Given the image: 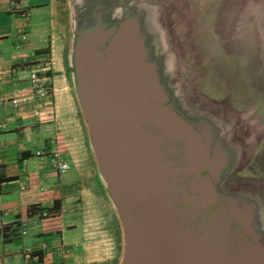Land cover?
<instances>
[{
	"label": "water",
	"instance_id": "95a60500",
	"mask_svg": "<svg viewBox=\"0 0 264 264\" xmlns=\"http://www.w3.org/2000/svg\"><path fill=\"white\" fill-rule=\"evenodd\" d=\"M104 5L73 34L70 71L104 191L124 226L121 264H264L254 212L215 190L223 158L179 118L137 44L132 16Z\"/></svg>",
	"mask_w": 264,
	"mask_h": 264
},
{
	"label": "crops",
	"instance_id": "0c3cea01",
	"mask_svg": "<svg viewBox=\"0 0 264 264\" xmlns=\"http://www.w3.org/2000/svg\"><path fill=\"white\" fill-rule=\"evenodd\" d=\"M8 1L0 0V95H18L22 102L17 108L0 104V264H87L82 226L76 213L65 212V171L55 170L50 154L56 149L66 160L65 151L55 148L53 138L59 123L74 115L68 83L69 40L73 32L66 26V19L71 22L72 18H84L89 5L97 3L104 5L107 17L113 16L118 3L125 4L133 13L140 4L154 5L158 19H163L164 3L173 4L168 12L179 13L181 5L187 10L186 0H15L26 10L24 18L9 13ZM65 4L69 11L64 15ZM183 13L179 16L184 17ZM191 13L187 15L188 34L194 20ZM206 29L216 39L223 35L230 40L235 37L239 42L236 54L242 78L237 91L238 112L221 111L219 115L223 114L221 119L230 127L235 122L242 126L245 133L240 136L243 143H239L243 145L244 156L253 157L250 162L254 159L264 164V147L258 141L260 132L257 137L246 115L255 113L250 105L264 114V0L226 1L223 11L211 24H206ZM18 34L23 40H19ZM214 43V50L229 52L222 44ZM189 49L196 51L192 44ZM193 58L186 60L196 66L192 85L206 76L202 61L196 55ZM18 60L27 61L33 68L38 62L44 64L39 77L49 88L45 99L31 98L27 73L18 68ZM207 61L215 68L213 59ZM216 83L214 92L218 96L227 94L221 91L225 79ZM193 88L198 92L194 85ZM208 101L212 108L217 105ZM212 120L213 125H220L218 116ZM243 170L249 171L250 167ZM21 181L25 184L22 191L17 187ZM54 202V215L42 216ZM24 249L31 252L28 260L22 256Z\"/></svg>",
	"mask_w": 264,
	"mask_h": 264
},
{
	"label": "rangeland",
	"instance_id": "374dc122",
	"mask_svg": "<svg viewBox=\"0 0 264 264\" xmlns=\"http://www.w3.org/2000/svg\"><path fill=\"white\" fill-rule=\"evenodd\" d=\"M226 1L230 0H186L185 6L188 11L183 8L184 5H181V11H179V13L185 11L184 17L172 10L168 12L170 8H173V4L164 3L162 5L166 7H163L166 11L162 14L163 19H158V12L153 6L140 4L139 9L133 13L125 4L118 3V7H114L112 13L117 19L107 17L105 12L102 25L104 29L115 28L124 20L123 16L136 17L133 21L139 36L137 44L146 51L147 61L155 65L156 79L166 102L171 105L179 118L187 121L197 131L206 133L211 141V149L224 160L214 185L217 194L234 198L253 210L254 230L264 246V164L260 160L254 162V159L250 162L253 157L247 154L244 156L243 145H240L243 143L240 136L245 133L242 126L235 122V125L230 127L227 121L224 122V118L221 119L223 114L219 115L221 111L238 112L237 91L242 78L241 63L236 54L239 42L234 39L235 37L230 40L228 36L223 35L216 39L209 35L207 29L205 30L206 24L208 22L211 24L212 20L223 11ZM97 4L89 5L87 9L90 10ZM141 6L144 11L141 10ZM176 6L180 7L178 4ZM68 11V4H65L64 15ZM189 11L192 12L191 16L194 20L191 32L188 34L186 24L189 21L187 16ZM146 18L154 22L150 29H146ZM76 19L72 18L71 22L66 19V26L73 32L72 37L68 35V38L70 37L68 83L74 102V115L72 119L66 118L59 123L54 135L55 139L53 138L55 148L65 151V162L68 166L65 171V212L76 213V219L82 226V242L85 246L87 264H121L124 250V226L105 194L103 183L98 175L95 159L88 143L87 130L75 97L70 71L73 34L77 31ZM214 42L222 44L223 48L229 49V52L225 54L221 50H218L219 52L217 49L214 50ZM191 44L196 51L189 49ZM165 47L175 53L174 56H167V62L169 64L177 62L180 68L174 78L165 75V56L158 54ZM195 55L199 62L202 61V72L206 74L203 81L193 84L199 93L195 91L191 82L196 73V66L186 62L187 59V61L194 60ZM208 58L214 60L215 68L209 66ZM222 78L226 83L221 84V91L225 90L227 94L218 96V92H214V89L217 80ZM177 92L179 95L176 94ZM214 95L216 97H213ZM208 100L217 105L212 108ZM254 106L248 107H252L251 110L255 113L246 115L257 137L259 130L261 137L258 141L264 147V114L261 109L258 110ZM217 116L219 126L213 125L215 123L212 117ZM246 166L250 167L251 171L243 170ZM54 213L46 211L42 216L50 217Z\"/></svg>",
	"mask_w": 264,
	"mask_h": 264
},
{
	"label": "built area",
	"instance_id": "2783aa9c",
	"mask_svg": "<svg viewBox=\"0 0 264 264\" xmlns=\"http://www.w3.org/2000/svg\"><path fill=\"white\" fill-rule=\"evenodd\" d=\"M8 8L9 13L14 17L24 18L26 16V10L20 6V3L18 1L9 0ZM17 37L20 41L23 40V37L21 35L18 34ZM38 63L39 64L33 68L27 63V61L18 60L17 66L18 68H23L27 73V84L31 94V98L36 100H43L48 96L49 88L39 77V73L45 69L44 64H41L40 62ZM21 102L22 101L20 100L18 95H14L12 97H3L0 95V104L7 103L11 108H17L18 106H20ZM50 154L55 170L58 173H63L64 171H66L68 166L63 159V155L57 150H52ZM17 187L21 191L24 190V181L18 182ZM44 247L45 245H42V248ZM30 255L31 252L29 250L24 249L22 251V256L25 260H28L30 258Z\"/></svg>",
	"mask_w": 264,
	"mask_h": 264
},
{
	"label": "clouds",
	"instance_id": "9594fccd",
	"mask_svg": "<svg viewBox=\"0 0 264 264\" xmlns=\"http://www.w3.org/2000/svg\"><path fill=\"white\" fill-rule=\"evenodd\" d=\"M153 7H155L153 5ZM141 10L144 11V8L141 6ZM112 19H117L116 16H112ZM158 22V21H157ZM153 21L146 18V29H150L153 26ZM149 34L151 35L152 32L150 31ZM159 55L165 56V63H164V73L166 76H169V78H174L177 74V72L180 70L179 65L177 62H174L173 64H169L167 62V56L171 55L174 56L175 53L171 52L168 48H163L159 53ZM179 95V92L176 93Z\"/></svg>",
	"mask_w": 264,
	"mask_h": 264
},
{
	"label": "trees",
	"instance_id": "16d2710c",
	"mask_svg": "<svg viewBox=\"0 0 264 264\" xmlns=\"http://www.w3.org/2000/svg\"><path fill=\"white\" fill-rule=\"evenodd\" d=\"M55 208H56V202L53 203V206L50 209H48V211L54 213L55 212Z\"/></svg>",
	"mask_w": 264,
	"mask_h": 264
}]
</instances>
